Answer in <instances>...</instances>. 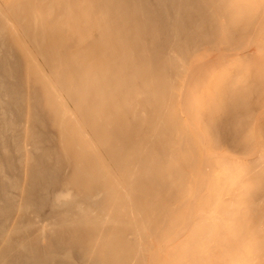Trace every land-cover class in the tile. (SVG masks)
<instances>
[{"label":"rangeland","instance_id":"1","mask_svg":"<svg viewBox=\"0 0 264 264\" xmlns=\"http://www.w3.org/2000/svg\"><path fill=\"white\" fill-rule=\"evenodd\" d=\"M0 264H264V0H0Z\"/></svg>","mask_w":264,"mask_h":264},{"label":"bare ground","instance_id":"2","mask_svg":"<svg viewBox=\"0 0 264 264\" xmlns=\"http://www.w3.org/2000/svg\"><path fill=\"white\" fill-rule=\"evenodd\" d=\"M190 67V66H189ZM191 71V70H190ZM255 154V153H254ZM208 155V154H207ZM232 157V156H231ZM205 171V170H204ZM198 174V173H197ZM202 174V173H201ZM180 232V231H179ZM175 236V235H174Z\"/></svg>","mask_w":264,"mask_h":264}]
</instances>
